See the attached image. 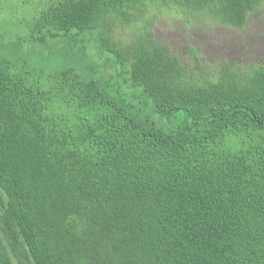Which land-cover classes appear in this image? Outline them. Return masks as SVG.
I'll return each mask as SVG.
<instances>
[{
    "label": "trees",
    "instance_id": "16d2710c",
    "mask_svg": "<svg viewBox=\"0 0 264 264\" xmlns=\"http://www.w3.org/2000/svg\"><path fill=\"white\" fill-rule=\"evenodd\" d=\"M261 1L41 0L0 35V264H264V65L152 29Z\"/></svg>",
    "mask_w": 264,
    "mask_h": 264
},
{
    "label": "rangeland",
    "instance_id": "374dc122",
    "mask_svg": "<svg viewBox=\"0 0 264 264\" xmlns=\"http://www.w3.org/2000/svg\"><path fill=\"white\" fill-rule=\"evenodd\" d=\"M40 1L0 0V35L5 42L25 36L26 20ZM152 29L155 37L167 42L189 66H194L195 61L188 46H192L203 64H214L224 58L243 64L264 65V0L256 11L248 14L241 28L207 20L189 22L175 10L165 9L157 15ZM38 64L42 65V62ZM0 238L9 248L1 229ZM14 262L28 264L22 255L14 256Z\"/></svg>",
    "mask_w": 264,
    "mask_h": 264
}]
</instances>
